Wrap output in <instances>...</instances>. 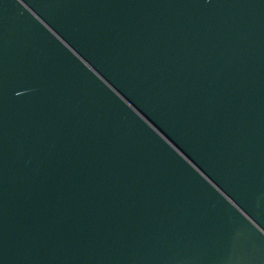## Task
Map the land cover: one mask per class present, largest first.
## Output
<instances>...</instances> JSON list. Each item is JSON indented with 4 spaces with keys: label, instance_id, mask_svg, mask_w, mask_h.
<instances>
[{
    "label": "water",
    "instance_id": "water-1",
    "mask_svg": "<svg viewBox=\"0 0 264 264\" xmlns=\"http://www.w3.org/2000/svg\"><path fill=\"white\" fill-rule=\"evenodd\" d=\"M0 264H264V0H0Z\"/></svg>",
    "mask_w": 264,
    "mask_h": 264
}]
</instances>
